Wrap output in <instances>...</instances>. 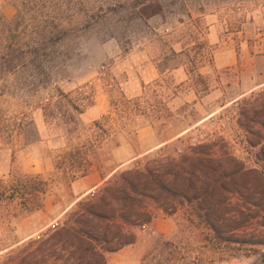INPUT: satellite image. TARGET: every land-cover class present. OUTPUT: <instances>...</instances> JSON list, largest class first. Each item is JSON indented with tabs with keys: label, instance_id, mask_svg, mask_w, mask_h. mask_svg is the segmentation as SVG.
I'll return each mask as SVG.
<instances>
[{
	"label": "rangeland",
	"instance_id": "374dc122",
	"mask_svg": "<svg viewBox=\"0 0 264 264\" xmlns=\"http://www.w3.org/2000/svg\"><path fill=\"white\" fill-rule=\"evenodd\" d=\"M46 1L72 21L58 47L69 59L60 55L47 84L10 77L0 90V180L26 187L0 200V258L136 162L177 164L183 149L211 140L215 169L261 170V146L250 143L264 145V86L237 97L252 71H264L250 67L264 55V0ZM17 2L0 0V14L15 18ZM93 172L107 179L77 200L73 183ZM239 176L232 195L221 192L220 201L232 198L222 236L189 206L168 214L152 204L153 221L130 229L136 242L120 250L132 258L118 264H264V245L255 244L264 240V194L254 175ZM35 188L46 192L33 198ZM31 198L28 207L42 208L26 211Z\"/></svg>",
	"mask_w": 264,
	"mask_h": 264
},
{
	"label": "trees",
	"instance_id": "16d2710c",
	"mask_svg": "<svg viewBox=\"0 0 264 264\" xmlns=\"http://www.w3.org/2000/svg\"><path fill=\"white\" fill-rule=\"evenodd\" d=\"M15 5V18L0 14L2 94L8 92L6 84L10 77L16 81L24 78L25 84L33 87L49 83L53 63L61 54L69 59V53L58 52L69 37L67 30L72 24L71 19L63 17V6L46 0H18ZM85 22L82 20L81 25L86 30ZM263 129L264 124L260 131ZM250 144L254 148L261 146L258 159L264 162L263 141ZM215 145L211 140L190 145L182 150L177 164H166L159 158L153 164L136 162L134 168L116 173L93 197L80 200L61 224L8 252L0 258V264H107V255L136 242L132 227L153 221L152 204L168 214L177 212L176 203L189 206L194 216L222 236V227L232 220L222 209L232 203V198L220 201L221 192L232 195L236 175L243 180L252 174L264 194V166L245 173L241 169L236 174L224 172L221 166L215 169ZM225 157L232 158L229 153ZM218 171H222L220 175ZM32 178L38 180L39 176ZM16 183L17 189L12 181L0 180V200L19 199L26 187L20 179ZM45 192L35 188L30 194L37 198ZM33 200L25 199L26 211L42 208L28 207ZM231 238L227 240L232 241ZM255 244L264 245V240Z\"/></svg>",
	"mask_w": 264,
	"mask_h": 264
},
{
	"label": "crops",
	"instance_id": "0c3cea01",
	"mask_svg": "<svg viewBox=\"0 0 264 264\" xmlns=\"http://www.w3.org/2000/svg\"><path fill=\"white\" fill-rule=\"evenodd\" d=\"M257 66H259L260 68H261V66L264 67V55L257 56L256 59H253V61H251L250 67L252 69L256 70L258 68ZM259 70L257 71V73H254V71H252V74L253 75L255 74L253 76V79H249L250 81H248V80L243 81L242 92L237 98L243 97L244 95H246L250 92H253L254 90L264 86V71L261 69H259ZM106 179H107L106 176H102L99 172H93V173L83 177L81 180H77L76 182L73 183V186H72L73 193L77 197V200H79V199L85 197L86 195L90 194L91 192H93ZM53 221H54V219L49 221V224L52 223ZM41 229H43V227L37 229L36 232L40 231ZM32 235H34V234H32ZM29 237L30 236H28L26 238H29ZM111 254L115 255V257H113L109 261L107 260V264H118V261L120 260V258L125 257V256L131 257V255H127V253L122 252V250H119V251L111 253Z\"/></svg>",
	"mask_w": 264,
	"mask_h": 264
}]
</instances>
